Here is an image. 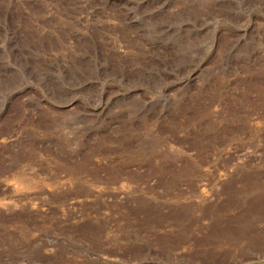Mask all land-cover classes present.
I'll list each match as a JSON object with an SVG mask.
<instances>
[{"label": "rangeland", "instance_id": "obj_1", "mask_svg": "<svg viewBox=\"0 0 264 264\" xmlns=\"http://www.w3.org/2000/svg\"><path fill=\"white\" fill-rule=\"evenodd\" d=\"M0 264H264V0H0Z\"/></svg>", "mask_w": 264, "mask_h": 264}]
</instances>
